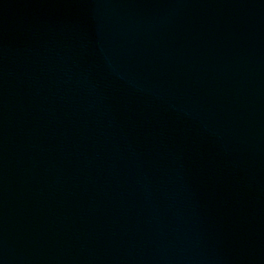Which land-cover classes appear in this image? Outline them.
<instances>
[{
    "label": "water",
    "instance_id": "water-1",
    "mask_svg": "<svg viewBox=\"0 0 264 264\" xmlns=\"http://www.w3.org/2000/svg\"><path fill=\"white\" fill-rule=\"evenodd\" d=\"M0 264H264V0H0Z\"/></svg>",
    "mask_w": 264,
    "mask_h": 264
}]
</instances>
